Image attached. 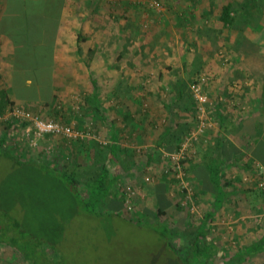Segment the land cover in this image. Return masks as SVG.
I'll list each match as a JSON object with an SVG mask.
<instances>
[{"label": "rangeland", "instance_id": "rangeland-1", "mask_svg": "<svg viewBox=\"0 0 264 264\" xmlns=\"http://www.w3.org/2000/svg\"><path fill=\"white\" fill-rule=\"evenodd\" d=\"M91 1L82 3L91 6ZM98 3L97 31L90 32L84 22L81 36L91 39L99 31L102 40L95 56V51L87 54L89 61L97 64L93 70L96 101L105 107L104 117L109 121L92 119L86 102L91 95L87 94L70 102L72 110L68 114L56 108L53 112L58 116L48 119L74 128L85 136L83 139L51 135L36 138L30 122L15 116L13 105L0 112V140L7 135L4 145L0 143V211L12 214L28 235L44 242L31 246L27 253L31 260L0 244V264H194L184 259L186 238H179V233L170 236L168 241L178 252L175 254L160 236L147 232L144 226L158 220L172 232L178 229L184 235L187 228L196 229L205 221L209 207H204V198L209 192L208 197L213 196L214 191L204 188L191 171L199 162L205 132L197 133L201 118L191 86L205 76L204 90L208 91L209 78L194 56L208 50L219 53L217 37L213 40L219 28L208 27L198 12L203 0ZM90 15H83L84 21L90 20ZM107 37L112 40L109 45L113 43L108 51ZM178 86L183 90L182 100L177 98ZM182 101L187 105L193 102V108L187 110L188 116L175 117L176 111L181 112ZM95 116L101 117L99 112ZM204 118L211 124L207 110ZM108 122L121 138L114 159L107 162L104 156L111 141L101 126ZM167 131L169 134L163 137ZM5 151L24 164L2 156ZM34 162L57 173L71 165L79 173L81 185L105 164L110 175L118 178L113 198L108 201L113 205L110 210L120 207L115 212L126 220L116 214L108 216L107 209L103 211L106 216L101 217L83 211L67 182L40 170ZM235 176L231 177L233 181ZM237 181L249 187L250 177L239 176ZM158 209L165 214H159ZM224 224V218L217 214L207 228L215 236L218 230L228 228L222 227ZM227 230L232 231L231 225ZM230 243L233 245V241Z\"/></svg>", "mask_w": 264, "mask_h": 264}, {"label": "crops", "instance_id": "crops-1", "mask_svg": "<svg viewBox=\"0 0 264 264\" xmlns=\"http://www.w3.org/2000/svg\"><path fill=\"white\" fill-rule=\"evenodd\" d=\"M91 3L85 6L82 0H0V91L7 94L15 108L49 121L58 116L53 112L56 108L68 114L72 110L70 102L78 101L80 94L92 97L95 89L91 76L95 78L97 64L89 61L87 53L95 51V56L102 40L99 31L91 39L79 38L86 27L84 22L90 32L97 31L99 3ZM227 3L233 6L236 21L224 27L220 15ZM198 12L208 27L219 28L213 40L217 37L220 50H208L203 55L198 51L200 55L194 56L209 78L207 113L211 125L201 138L200 159L191 171L194 178L202 180L204 188L214 191L213 196L209 198V192L204 198V207H209L205 216L217 210L216 215L224 218L222 227H232L231 232L222 229L214 236L207 226L216 215L204 221V242L215 252L209 264H264V0H203ZM89 13L90 20L84 21L83 15ZM109 41L112 40L107 37V51L113 46ZM97 57L99 54L96 61ZM180 89L178 86L176 91ZM183 98L184 95L180 100ZM89 107L93 120L106 119L102 115L104 106L100 105L102 113ZM179 108L181 112L176 111L175 117L188 116L193 102L187 105L182 101ZM98 112L100 118L95 116ZM112 124L108 122L101 129L117 144L121 137ZM168 134L169 131L163 137ZM114 155L108 150L104 157L108 162ZM212 162L219 163L221 188L226 192L224 198L219 197V209L215 208V187L208 169ZM235 175L237 180L239 176H249V187L238 182ZM115 210L120 211V207ZM200 226L187 228L184 235L177 229L178 237L186 238L187 250L192 248Z\"/></svg>", "mask_w": 264, "mask_h": 264}, {"label": "trees", "instance_id": "trees-1", "mask_svg": "<svg viewBox=\"0 0 264 264\" xmlns=\"http://www.w3.org/2000/svg\"><path fill=\"white\" fill-rule=\"evenodd\" d=\"M232 8L233 6L230 3H227L223 6V9L221 11L220 15V21L223 23L224 27H227L228 25L235 24V17L232 16ZM243 36V33H242ZM244 37V36H243ZM80 40L83 39L82 36H79ZM246 37H244L245 39ZM78 49L81 52V49L78 46ZM245 51L247 53L251 52L250 49L245 48ZM91 83L94 86V94L92 97L87 99V104L89 106L92 105V107H95L96 110H99V112L102 113L100 105H96L97 100V81L94 77L91 76ZM183 95L182 88L177 93L178 100ZM7 105H13V102L9 100L7 97V94L3 91H0V112H2ZM104 116V114L102 113ZM26 126V124H24ZM6 134L3 136V138L0 140L1 145H4V141L6 138ZM112 141V140H111ZM116 142L112 141L109 150L110 154H116L117 153V146L115 145ZM5 158L18 163V164H24L23 162L18 161L13 155H11L9 152L5 151L1 154ZM98 155V154H97ZM114 157V156H112ZM36 162H34V165ZM94 164H99L97 161H94ZM219 165L218 162H212L211 167H209L210 171V179L215 187V197H216V209H219V201L220 198H224L225 193L224 190L221 188V173L219 172V169L217 166ZM36 167L40 168V170L48 173L49 175L53 177H58L64 181H66L67 186L70 187L71 192H73V196L79 206L83 211H86L88 214L92 216H98L101 217V215L104 214V210L107 209L108 216H112L116 214L118 217L124 218L123 216H119V212H115V209L110 210V204L108 203L110 197H112L114 193V187L118 180L117 177H113L110 175L108 169L106 168V165L98 166L97 170L91 174V176L88 178V182L84 183L83 185L80 184V180L78 179L79 173L77 170L71 166L68 165L64 167V170H62L61 173L55 172V170L52 167L45 166L43 164H39ZM116 196V195H115ZM113 198V197H112ZM216 211L211 212L207 214L204 217L205 221H209L210 218H213L216 215ZM158 213L163 215V211L161 209H158ZM165 214V213H164ZM157 219V216H156ZM201 226L200 231L198 235L196 236L195 240L192 243V248L190 250L185 251V260L187 262L192 261L194 264H197L200 262V264H207V262L211 261L209 258L215 255V252L212 251V249L209 248L204 242V240L207 238V232L206 229V223L200 222ZM143 229V228H142ZM144 229H146L147 232H152L154 234H157L161 237L163 240V243H167V247L172 249L174 252L177 253L175 250V246H172V244L168 241L170 239V236L176 237L177 236V230L172 232V229L169 228V226L166 223L159 222L158 220L155 221V223H150L149 225L144 226ZM206 236V237H205ZM35 238V239H34ZM0 244L7 245L9 247L14 248L18 251V253L22 254L25 258L28 260H31L28 258V252L31 249V246H40L43 245L44 242L36 238L34 236L28 235L24 228L22 227L21 223L15 219V217L12 216V214L4 211H0ZM39 247L35 248L38 249ZM30 253V252H29ZM196 258H199L198 261ZM197 262H196V261Z\"/></svg>", "mask_w": 264, "mask_h": 264}, {"label": "built area", "instance_id": "built-area-1", "mask_svg": "<svg viewBox=\"0 0 264 264\" xmlns=\"http://www.w3.org/2000/svg\"><path fill=\"white\" fill-rule=\"evenodd\" d=\"M206 82L207 78L203 76L191 86L192 95L195 100V107L201 118V122L197 130L198 134L203 133L211 125L209 121L205 120L204 118L207 106L210 102L209 95L206 90H204ZM15 116L22 117L23 120H28L30 122L31 129L36 138L46 135L63 137L69 140H78L85 138L82 133L76 131L70 126L52 121H45L38 117H34L33 115L25 112L20 108L15 109ZM33 143L35 144V142ZM261 186L264 189V181L262 182Z\"/></svg>", "mask_w": 264, "mask_h": 264}]
</instances>
